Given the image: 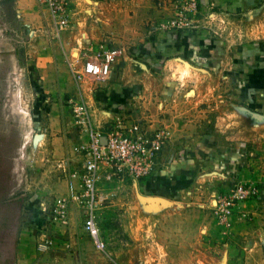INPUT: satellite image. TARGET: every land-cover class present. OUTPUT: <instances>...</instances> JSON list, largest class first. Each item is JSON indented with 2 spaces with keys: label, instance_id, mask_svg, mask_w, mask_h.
I'll return each mask as SVG.
<instances>
[{
  "label": "rangeland",
  "instance_id": "1",
  "mask_svg": "<svg viewBox=\"0 0 264 264\" xmlns=\"http://www.w3.org/2000/svg\"><path fill=\"white\" fill-rule=\"evenodd\" d=\"M150 1L151 6L148 3L149 7H145L143 2L132 10V0H70L67 24L60 27L40 0H0V264H229L235 258L231 253L246 247L231 238L234 215L228 228L215 220V202L237 184L254 186L256 194L248 201L262 202L260 191L264 185L258 180L262 177L247 183L224 180L217 187H227L217 193L216 185L201 179L197 187L190 185L186 191L162 195L147 188L154 175L143 180L120 174L107 178L108 167L102 165L97 189L104 202L98 203L95 220L103 250L96 249L85 233L82 212L73 203L67 208L65 223L53 220L55 199L69 201L81 188L78 175L83 157L78 145L82 139L78 134L75 139L71 137L73 131L77 132L72 107L81 99L89 102L93 98L91 104L95 106L96 92L106 89L102 84L114 73L117 77L124 73L125 65L117 63L105 81L83 80L79 78L82 53L100 43L120 47L124 57L131 58L145 41L155 42L156 34L151 33L147 24L150 20L145 18L153 10L154 0ZM177 1L155 0L160 18L167 15L157 30L183 34L182 30L166 28ZM213 8H217L216 4ZM248 12L244 19L254 30L243 32L233 26L226 37L233 41L244 37V41L259 45L256 50L264 52V0ZM259 25L262 29L257 28ZM208 80L199 85L202 95H208L198 109H194L195 97L188 85L179 86L176 98L169 100L171 115L178 123L177 130H181L179 143L174 139L171 143L169 126L152 127L165 130L169 137L170 160H182V141L195 133L198 110L210 116L212 87H239L234 80ZM226 98L220 92L218 101ZM260 101L264 105V96ZM108 122L100 124L101 128H106ZM66 138L72 142H66ZM165 153L157 170L166 162ZM239 215L244 221L241 232L248 236L264 228V223L257 222L258 217L241 212ZM259 215H264L263 207ZM21 237L26 238L22 243L31 247H21L22 252H17ZM34 252L37 259L27 262Z\"/></svg>",
  "mask_w": 264,
  "mask_h": 264
},
{
  "label": "crops",
  "instance_id": "2",
  "mask_svg": "<svg viewBox=\"0 0 264 264\" xmlns=\"http://www.w3.org/2000/svg\"><path fill=\"white\" fill-rule=\"evenodd\" d=\"M132 1V10L143 2L145 7L151 6L150 0ZM258 1L199 0L198 15L179 35L156 29L167 15L163 14L165 17L160 18L161 10H157L154 0L152 12L147 13L145 18L150 20L147 24H150L151 33L156 34L155 42L145 41L142 47L134 51V57L127 56L118 62L117 65H125L124 73L120 77L114 73L109 81L102 84L108 90L106 92L104 87V90L98 89L95 94L98 104H91L94 98L86 101L97 126L113 120L116 116L114 108L122 105L124 112L142 118L151 128L157 125L165 128L169 126L171 143L173 139L179 143L181 135L178 133L181 130H177L178 123L174 121L169 109V100L176 98L181 89L179 86H191L195 97L194 109H198L197 106L208 95L205 92L202 95L199 87L202 81L209 79L212 82L213 78H217V81L221 78L237 81L238 89L218 90V86L212 87L210 96L214 101L209 106L210 116L204 115V110H198V116L195 117L197 120L194 119L196 123L199 122L194 127L195 133L182 141L185 145L180 155L182 160L180 157L170 160L166 151L165 164L147 184L148 190L154 194L186 191L190 185L197 187L201 179L217 187L224 180L233 182L235 179L247 183L255 177H262L258 180L264 185V105L260 101V97L264 96V52L258 51L259 45L244 41V37L237 41L226 37L227 32L234 30L233 26H238L237 30L243 32L254 30L244 17L249 16L248 10ZM215 4L216 9L213 8ZM262 27L259 25L257 28ZM220 92L227 98L218 101ZM232 99L238 104H233ZM164 102L167 103L165 107ZM182 132L184 136L185 130L182 129ZM76 135L77 132L73 131L72 139ZM72 139L66 138V142H72ZM68 143L66 146H69ZM226 187H217L215 193ZM48 188L53 189L52 185ZM260 192L262 202L245 201L232 217L231 238L234 243L241 241L246 247H238L231 253L235 258L228 261L229 264H264V228L248 236L246 232H241L244 221L239 215L240 212L251 214L259 218L257 222L264 223V215H259V209L264 208V187ZM260 203L261 207L258 205ZM19 240L21 243L17 252H22L21 247H31L23 244L26 238L21 237ZM36 256L37 253H32L27 262L34 261Z\"/></svg>",
  "mask_w": 264,
  "mask_h": 264
},
{
  "label": "built area",
  "instance_id": "3",
  "mask_svg": "<svg viewBox=\"0 0 264 264\" xmlns=\"http://www.w3.org/2000/svg\"><path fill=\"white\" fill-rule=\"evenodd\" d=\"M60 27L67 24V11L70 0H40ZM199 0H178L174 16L168 21L167 29L184 30L198 15ZM120 47L98 44L86 49L81 56L82 67L79 78L87 81H105L112 68L124 57ZM107 107V106H106ZM116 116L108 122L106 128L96 127L90 107L82 99L72 107V120L76 126L81 143L78 145L83 157L79 173L81 188L70 200L57 197L52 209L53 220L66 222L67 208L72 203L81 210L83 229L93 240L96 249L103 250L99 227L95 218L98 203L104 202L98 193L97 184L102 165L108 175L130 176L136 180L148 179L159 167L162 153L167 151L169 137L165 130L153 129L142 118L123 111V106L114 108ZM256 194L251 184H237L228 194L219 195L214 207L215 220L224 227L230 226V219L242 202L248 201ZM219 223V224H220Z\"/></svg>",
  "mask_w": 264,
  "mask_h": 264
}]
</instances>
